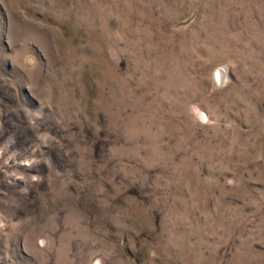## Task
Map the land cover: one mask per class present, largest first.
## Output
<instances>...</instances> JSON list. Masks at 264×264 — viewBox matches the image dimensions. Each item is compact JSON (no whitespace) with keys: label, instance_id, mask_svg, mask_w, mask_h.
Returning a JSON list of instances; mask_svg holds the SVG:
<instances>
[{"label":"rangeland","instance_id":"obj_1","mask_svg":"<svg viewBox=\"0 0 264 264\" xmlns=\"http://www.w3.org/2000/svg\"><path fill=\"white\" fill-rule=\"evenodd\" d=\"M0 264H264V0H0Z\"/></svg>","mask_w":264,"mask_h":264},{"label":"bare ground","instance_id":"obj_2","mask_svg":"<svg viewBox=\"0 0 264 264\" xmlns=\"http://www.w3.org/2000/svg\"><path fill=\"white\" fill-rule=\"evenodd\" d=\"M220 75H221L220 72H218V73H217V77H218V79H219V77H221Z\"/></svg>","mask_w":264,"mask_h":264}]
</instances>
